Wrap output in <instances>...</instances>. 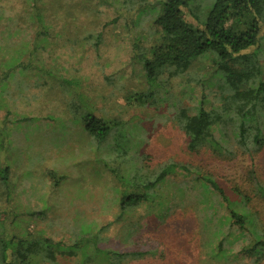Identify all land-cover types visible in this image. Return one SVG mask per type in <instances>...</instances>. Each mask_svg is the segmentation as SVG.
I'll return each instance as SVG.
<instances>
[{"label":"rangeland","instance_id":"1","mask_svg":"<svg viewBox=\"0 0 264 264\" xmlns=\"http://www.w3.org/2000/svg\"><path fill=\"white\" fill-rule=\"evenodd\" d=\"M26 1L0 0V38L21 41L15 46L20 49L31 44L36 34L28 19L31 8ZM106 2L41 0L38 5H42L44 29L38 36L40 50L35 64L4 87L0 118L9 109L13 113L10 120L31 119L5 128L6 139L11 142L5 154L12 164V206L20 214L21 231H15L28 228L33 235L39 232L55 242L62 241L67 249L63 252H69L73 251V240L83 233L81 226L90 225L87 230L94 235L109 225L101 230L103 247L108 250L125 251L133 241L142 248L153 247L154 253L144 260L127 264H242L235 258L228 260L227 254L222 259L208 255L212 243L204 239L196 207L189 199L192 174L211 175L231 195L232 187H247L243 181L252 165L264 183V149L254 158L242 153L231 126L221 120L209 135L218 142L217 147L207 137L195 151H188L173 115L178 107L198 104L202 96L206 109L222 108L224 85L214 83L203 88L183 76L166 82L155 105L141 104L134 94L144 90L143 73L132 58L134 35L125 25L126 11L133 4L130 0ZM6 18L11 25L8 34L1 24ZM147 28L142 24L135 34H144ZM9 33L13 34L11 39L6 37ZM261 35L256 58L264 78V28ZM6 48L0 50V67L8 59ZM211 67L212 58L201 57L192 62L189 73L199 79L211 72ZM83 114L120 121L125 128L120 133L123 137L112 131L97 144L83 129ZM119 152L126 156L118 157ZM229 152L232 155H226ZM170 163L177 165L173 167L175 173L171 171L165 181L158 182L150 205L130 209L118 218L120 186L111 167L124 173L140 167L153 179ZM49 170L63 180L60 186L53 185ZM253 208L264 223V202L255 201ZM32 211L43 214L23 215ZM81 251L75 249L69 256L59 251L45 252L40 264H105L98 256L86 262Z\"/></svg>","mask_w":264,"mask_h":264},{"label":"trees","instance_id":"2","mask_svg":"<svg viewBox=\"0 0 264 264\" xmlns=\"http://www.w3.org/2000/svg\"><path fill=\"white\" fill-rule=\"evenodd\" d=\"M40 1H26L31 8L28 19L36 32L31 44L21 45L20 49L15 46L21 41L13 43L0 38V50L6 48L4 45L8 49V59L0 67V111L4 106L6 82L30 71L35 64L34 59L40 50L38 36L44 29L41 28L44 15L42 5H38ZM98 2L107 4L106 0ZM130 3L133 5L126 11L125 25L134 35L131 53L143 73L144 85V90L136 92L134 96L141 104L155 105L162 97L166 82L183 76L203 88L222 83L225 90L222 93V108L206 109L205 97L202 96L198 104L188 108L178 107L173 115L184 133L186 148L195 151L207 140L216 123L222 120L231 126L241 152L254 158L264 149V78L261 64L256 58L264 28V0H130ZM1 24L2 30L5 29L8 34L11 30L10 18L1 21ZM142 24L148 26L147 31L135 34L134 30ZM12 35L9 33L6 37L11 39ZM96 40H100L98 35ZM206 56L212 58L211 72L196 79L189 73L190 66L194 60ZM62 81L69 83L64 79ZM11 114V110L5 109L4 116L0 118V160L3 159L0 161V264H40L45 252L53 254L59 251L69 256L75 254V249L83 250L80 255L86 262L98 256L105 264H127V261L144 260L154 253L151 245L142 248L138 241H133L122 252L103 247L101 230L109 225L94 235L87 230L90 225L81 226L83 233L73 240L70 247L73 251L69 252H63L66 244L62 241L55 242L39 235V232L33 235L35 233L28 228L20 232V214L12 206L15 196L10 180L12 164L5 154L11 142L6 139L5 128L11 124L23 125L31 119L19 117L10 120ZM80 121L97 144L105 141L112 131L122 136L120 133L125 129L120 121L106 120L92 114L81 115ZM209 142L213 143L212 146H218V142L210 137ZM115 147L118 145L115 144ZM123 149H126L125 146ZM221 149L226 150L223 145ZM123 153L126 154L125 151ZM116 155L126 156L120 152ZM174 166L177 167L173 163L164 165L153 179L147 173L143 174L140 167L125 173L122 169L111 167L114 180L120 186L117 190V217L130 209L150 205L157 194L158 182L165 181L171 171L175 173ZM178 168L186 171L184 167ZM47 173L55 187L61 185L63 180L55 177L54 171ZM192 175L189 199H193L191 203L196 207L199 227L206 235L204 239L212 243L208 255L222 259L227 254L228 260L235 258L242 264H260L264 260V223L253 204L257 200L264 202V183L256 176L253 165L243 181L247 184L244 188L247 190L232 187L231 195L211 175ZM184 189L189 191V188ZM181 198L182 195L178 194V200ZM41 214L43 211L23 213L28 217ZM16 228L20 231H15Z\"/></svg>","mask_w":264,"mask_h":264}]
</instances>
